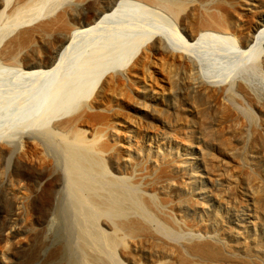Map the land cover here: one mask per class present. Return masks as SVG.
Returning a JSON list of instances; mask_svg holds the SVG:
<instances>
[{
	"label": "rangeland",
	"instance_id": "rangeland-1",
	"mask_svg": "<svg viewBox=\"0 0 264 264\" xmlns=\"http://www.w3.org/2000/svg\"><path fill=\"white\" fill-rule=\"evenodd\" d=\"M17 1L20 2L0 0V34L4 37L0 38L1 53L17 48L23 34L47 23L61 12L71 10L76 0H42L40 4L38 2L40 6L19 11L13 8ZM112 1L87 0L74 12L87 21L97 8L108 6ZM161 1L169 5L172 0ZM133 3L137 6L125 9L121 17L122 22L135 20L138 28L132 37L137 38L147 31L165 34L174 45L181 47V51L187 50L198 62L197 69L193 70L187 59L174 56H170V61H166L165 56H162L163 61L160 56L146 58L141 70H135L138 73L131 76V82H126L125 78L124 86L114 95L112 108L121 109L120 114L115 117L113 112V117L109 116L113 128L119 133L115 142L119 143L118 149L122 151L121 163L126 176L116 187L124 194H138L156 204L158 213L137 208L143 217L141 219L146 220L159 246L166 245L177 251L182 259H189V264H264V43L256 56L244 57L242 54V39L249 27H264V0H206V3L185 0L176 17L160 7ZM210 15L231 25V29L226 28L229 35L214 28L212 34L218 38L217 42L209 34V38H203L192 47L181 41L180 37L188 40V36L201 26L205 16ZM80 25L77 23L71 28ZM50 41L54 40L50 38ZM154 42L155 39L150 40L141 49L147 50ZM33 43L27 47L21 45V48L34 50V62L38 63L45 61L61 46V43L55 42L50 48L51 53H43L45 51L39 50L42 42ZM169 49L172 50L171 47ZM75 57V51L68 55L65 67L55 77V82L64 74L76 73ZM2 64L6 69L0 78V86L16 81L11 75L13 71L9 70L14 66ZM52 80V77H47L36 84L35 91L38 90L40 95L24 93L28 89L23 82H19L14 90L15 95L3 94L0 97V130L26 123L29 118H22L31 112L29 99L44 102L47 95L41 92ZM239 84L247 88L250 96L245 97L239 91ZM63 94L66 92L58 95ZM62 97L57 96L53 102L56 110L64 104ZM20 107L23 109L18 112ZM77 113L53 119L40 130L53 128L77 116ZM9 114L18 116L17 119L23 122H12ZM54 139L32 147L40 149L41 157L47 164L52 163L49 169L60 171L65 169L66 159L59 139ZM19 152L22 149L13 156L0 157V264H52L54 247L58 244L53 237L57 234L59 238L62 229L58 217L51 216L46 225L43 219L40 225L35 226V230L42 229L38 232L43 233L44 249L39 247L32 232L25 235L28 231L23 233L14 225L5 224L7 227H4L2 224V211L9 206L8 198L11 196L17 200L29 197L43 201L52 186L54 198L57 197L62 205L68 204L66 188L53 186L57 173L50 179H44L49 176V171L39 170L36 157L33 164L27 167L33 183L19 180V175L27 178L22 165L23 172L19 170ZM109 165H106L107 171L112 172ZM158 179L162 182L160 187L164 193L166 191L167 197L164 198L168 202L156 192ZM57 191L58 194L61 191L59 197ZM257 194L261 196L259 205L255 203ZM60 196L62 199H59ZM83 215L82 228L88 230L90 224ZM50 237L53 241H49ZM25 239L19 249L18 243ZM206 242L222 246V260L211 262L189 254L190 247ZM95 246L103 248L102 252L106 249L101 240ZM7 247H10L11 253L5 255ZM230 248L236 249L233 254L226 251ZM143 249L139 262L152 264L149 249ZM116 254L125 260L119 251ZM175 259L176 263L171 260L173 264L179 262L178 257ZM124 264L132 263L125 260Z\"/></svg>",
	"mask_w": 264,
	"mask_h": 264
},
{
	"label": "bare ground",
	"instance_id": "bare-ground-1",
	"mask_svg": "<svg viewBox=\"0 0 264 264\" xmlns=\"http://www.w3.org/2000/svg\"><path fill=\"white\" fill-rule=\"evenodd\" d=\"M86 1L76 0L71 10L67 9L47 23L34 28L28 34H23L17 42V48L0 52V78L3 76L2 73L5 74L6 69L3 62L9 64L8 66H14L9 70L13 71L11 75L14 79L16 78V81L0 86V89H3V91L0 90V97L3 94L15 95L14 90L17 89L19 82L27 85L28 90H24V93L40 95L38 90L35 91L36 84L43 78H53L46 89L41 92V94L46 92L47 95L44 102L39 99H29L31 112L27 117L22 118V120L29 118L26 123L12 126L9 128L10 131L9 129L0 130V157L13 156L19 149H22V152L18 153L19 170L22 165L27 178L19 175V180L33 183L32 175L27 167L33 164L36 157L39 170L49 171V176L44 179H50L57 173L58 178L54 180L53 186L65 187L68 191V204L65 203L66 205L60 204L57 197L54 198L52 186L43 201L29 197H23L20 200H17L15 196L9 197V206L2 211L4 218L2 224L4 227H7L5 224L14 225L23 233L28 231L25 235L32 232V237L37 240L39 247L44 249L46 247L44 236H41L43 233H39L42 229L35 230V226L40 225L43 219V224L46 225L51 216L58 217L62 229L59 238L56 237L57 234L53 237L58 244L54 247L52 264H124L125 260L128 263L141 264L139 255L140 251L144 250L143 248L149 249L152 264H171L172 261L176 263L175 258L177 257L179 259H177L179 261L177 264H189L187 262L189 259H182V255L177 251L166 245L165 247L159 246L146 220L141 219L142 216L139 215L137 208L158 213L159 209L156 204L151 200H144L138 194H124V191L116 187L118 182L124 179L125 173H123L121 163L122 151L118 149L119 143L115 142L119 133L113 128L114 124L110 118L113 117V112L115 117L120 114L121 109H112L117 91L124 86L125 78L126 82L132 81L131 76L138 73L135 70H141L146 58L153 59L160 56L163 61L162 56H165V60L170 61V56L179 57V59H187L191 69H197V59L189 55L187 50L181 51V47L174 45L173 40L167 35L147 31L137 38L132 37L137 33L138 28L134 24L135 20L122 22L121 19L125 9L137 6L133 2L146 3L155 8L160 7L176 17L178 9L185 0H172L168 3L169 5L163 4L161 0H113L111 4L108 3V6L106 4L101 9L97 8L93 17L84 21L82 16L74 11L76 7L85 5ZM202 1L206 3V0ZM38 2L40 4L42 0H20L13 8L17 11L28 10L30 7L35 8L39 5ZM77 23L81 25L71 28ZM227 27L232 28L219 17L205 16L201 26L188 36V40L182 37L180 39L192 47L209 34V37L217 42L218 38L212 34L215 32L213 29L216 28L223 34L229 35ZM200 33L204 35L199 36ZM2 37L0 34V38ZM50 38L54 41L51 42ZM154 39L155 42L147 50L141 49ZM242 40L243 56H256L264 43V27L251 25ZM36 41L42 42L39 50L45 51L43 53H51L50 48L55 42L61 43V46L57 51L49 54L45 61L38 63L34 62L36 57L34 50H24L25 46H30ZM21 45L24 47L21 48ZM72 51L76 53L74 60L77 66L76 73L64 74L55 82V77L60 75L65 67V59ZM139 53L141 55L135 59ZM91 67L93 68L90 69ZM86 69L90 70L85 72ZM238 87L245 97L250 96L243 84H239ZM62 92L66 94L58 95ZM57 96H63L64 101L63 106L58 110L53 108V102ZM42 105L43 108H41ZM22 107L17 108V111L20 112ZM77 111V116L53 128L40 130V127L48 126L53 119L66 114H74ZM9 116L12 122H23L17 119L18 116L13 114ZM95 126H98V129H94ZM21 130H24V134ZM56 137L59 139L58 142L66 159L65 169L61 168L60 171L49 169L52 163L47 164L41 157L40 149L32 147L42 145L45 140ZM107 163L110 164L112 172L107 171ZM160 181L158 179L155 183L156 192L164 198L167 194L160 187V183L162 185ZM64 196L66 195L62 197ZM255 201L257 205L260 204V194L256 195ZM165 202H168V199H165ZM80 213L84 214L83 216L90 224L87 227L88 230L82 228L84 220ZM50 239L51 237L49 241ZM26 240L18 243L19 249ZM98 240H101L106 247L104 252L100 251L103 248L99 249L95 246ZM221 247L212 242H206L190 247L191 253L189 254L198 259L218 261L217 259L222 260V255H224ZM7 249L5 255L11 253L10 247ZM235 250V248H230V251L229 249L226 251L233 254ZM117 251L125 259L124 261L118 257Z\"/></svg>",
	"mask_w": 264,
	"mask_h": 264
}]
</instances>
